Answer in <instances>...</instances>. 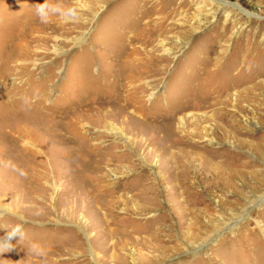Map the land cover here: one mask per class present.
<instances>
[{
    "label": "rangeland",
    "instance_id": "1",
    "mask_svg": "<svg viewBox=\"0 0 264 264\" xmlns=\"http://www.w3.org/2000/svg\"><path fill=\"white\" fill-rule=\"evenodd\" d=\"M0 264H264V0H0Z\"/></svg>",
    "mask_w": 264,
    "mask_h": 264
},
{
    "label": "bare ground",
    "instance_id": "2",
    "mask_svg": "<svg viewBox=\"0 0 264 264\" xmlns=\"http://www.w3.org/2000/svg\"><path fill=\"white\" fill-rule=\"evenodd\" d=\"M215 98V97H214ZM217 101V100H216ZM126 102V101H125ZM214 102V101H213ZM216 104H218L219 105V103L218 102H215V104H214V106L216 105ZM203 106V105H202ZM209 107V106H208ZM216 108V107H215ZM197 118V117H196ZM202 119V118H201ZM179 120H182V119H179ZM182 124H183V121H182ZM200 125V124H199ZM108 126V125H107ZM118 128L116 127V126H114L113 124H111V130L114 132V133H117L118 134V131H114V130H117ZM195 131V130H194ZM198 131V130H197ZM189 132V131H188ZM194 133V132H193ZM190 134V133H189ZM198 135L200 134V135H202L203 136V133L202 132H200V133H197ZM120 136H122V134L120 133ZM196 136V135H195ZM204 137L209 141H212L213 140V138H212V133L209 131V130H206L205 131V133H204ZM27 142H29V141H26V143ZM30 144V145H29ZM29 144H27V145H29V146H31V147H34V145L33 144H31L30 142H29ZM109 145V144H108ZM108 145H106V146H108ZM170 145V144H169ZM195 146V145H194ZM170 148V147H172V146H167V148ZM168 148V149H169ZM109 149V148H108ZM205 153V152H204ZM165 156V155H164ZM171 156V159H172V157H173V154L172 155H170ZM205 156V155H204ZM175 159V158H174ZM197 159H199V158H197ZM204 159V158H203ZM202 159V160H203ZM206 159V158H205ZM175 160H178V159H175ZM184 161V160H183ZM205 161V160H204ZM120 164V163H119ZM173 164V163H172ZM118 165V164H117ZM202 166V165H201ZM119 167L120 166H117L116 167V169H117V171H119ZM178 169V168H177ZM206 169V168H205ZM115 169H110L109 170V172H111V173H114V172H117ZM206 171V170H205ZM211 172V171H210ZM209 172V173H210ZM202 173V172H201ZM207 173V172H206ZM201 175V174H200ZM213 175V174H212ZM212 175H211V177H212ZM219 175H221V174H219ZM202 176V175H201ZM200 176V177H201ZM208 176V175H207ZM209 178V177H208ZM207 178V179H208ZM210 181V180H209ZM152 185H155L154 183L152 184ZM151 185V186H152ZM213 185H214V183H213ZM107 188V187H106ZM111 188V187H110ZM152 188V187H151ZM152 192V191H151ZM150 192V193H151ZM147 193H148V190H147ZM148 195V194H147ZM154 195V194H153ZM119 197V196H118ZM154 197V196H153ZM153 197H150V198H153ZM149 198V199H150ZM120 199V198H119ZM123 199V198H122ZM124 201V200H123ZM124 204V203H123Z\"/></svg>",
    "mask_w": 264,
    "mask_h": 264
},
{
    "label": "clouds",
    "instance_id": "3",
    "mask_svg": "<svg viewBox=\"0 0 264 264\" xmlns=\"http://www.w3.org/2000/svg\"><path fill=\"white\" fill-rule=\"evenodd\" d=\"M44 9H45V5H37L36 6L37 14L40 15L42 18H43V14H44Z\"/></svg>",
    "mask_w": 264,
    "mask_h": 264
}]
</instances>
